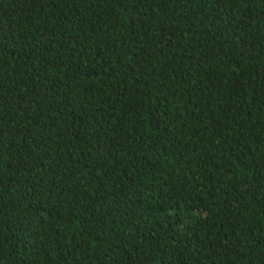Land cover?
Listing matches in <instances>:
<instances>
[{
    "label": "trees",
    "instance_id": "trees-1",
    "mask_svg": "<svg viewBox=\"0 0 264 264\" xmlns=\"http://www.w3.org/2000/svg\"><path fill=\"white\" fill-rule=\"evenodd\" d=\"M0 264H264V0H0Z\"/></svg>",
    "mask_w": 264,
    "mask_h": 264
}]
</instances>
